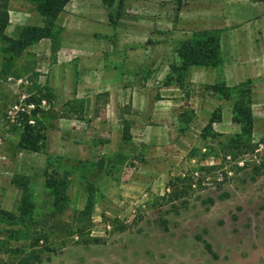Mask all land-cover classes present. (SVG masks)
I'll return each instance as SVG.
<instances>
[{
    "label": "rangeland",
    "instance_id": "374dc122",
    "mask_svg": "<svg viewBox=\"0 0 264 264\" xmlns=\"http://www.w3.org/2000/svg\"><path fill=\"white\" fill-rule=\"evenodd\" d=\"M263 6L252 0H76L49 37L21 56L0 42V86L15 98L0 122V239L18 229L13 221L27 194L35 214L63 222L88 206L91 221L83 219L88 228L81 240L100 239L79 243L61 227L47 241L55 252L35 264H264V169L254 172L264 166V61L229 64L244 77L238 84L251 89L252 137L240 142L233 100L191 82L192 67L181 87L165 85L175 76L170 68L179 63V44L204 30H178L180 18L182 29L198 27L205 10H226L238 38L244 23L253 28L264 21ZM83 7H99V14L90 17ZM8 8V37L44 27L29 0H8ZM89 19L95 27L74 25ZM223 65L215 68L216 81L225 83ZM31 97L39 110L30 119L45 135L37 153L18 147L15 127L17 112L33 110L25 104ZM215 110L221 115L212 125L216 136L204 132ZM125 123L130 141L122 140ZM46 170L70 172L67 198L56 207L59 189L45 187ZM172 186L188 192L173 201Z\"/></svg>",
    "mask_w": 264,
    "mask_h": 264
},
{
    "label": "trees",
    "instance_id": "16d2710c",
    "mask_svg": "<svg viewBox=\"0 0 264 264\" xmlns=\"http://www.w3.org/2000/svg\"><path fill=\"white\" fill-rule=\"evenodd\" d=\"M29 1L34 6L35 10L44 18V27L27 26L23 28L19 37L14 39L6 35V30L10 21L8 0H0V42L6 43L8 45V50L16 57L21 56L28 45L49 37L50 29L53 27L54 21L71 0ZM168 1L181 5L184 0ZM252 1L264 3V0ZM179 50V63L170 68V72L175 76H167L165 85H170L172 83L181 87L182 79L191 67L217 68L221 64L220 40L217 32L214 30L194 32L189 39L179 44ZM205 90L212 94H218L223 98L231 97L233 100L232 121L240 127V134L236 135L235 139L237 142H240L243 137L245 139H250L253 130V116L251 111V89L249 83H240L230 88L224 82L217 80L214 84L205 86ZM14 99L13 94L0 86V122L6 117V107ZM25 104L27 106H33L34 108L29 112H27L26 109H22V112L19 111L16 113L15 127H20L18 147L23 150L37 153L43 148L45 141L44 129L37 120H31L30 118L31 115L36 114V111L39 110V104L34 102L33 97L26 100ZM220 120V110H215L211 114L207 126L204 128V132L216 136L217 134H213L212 125ZM122 140H131V135L126 123L122 130ZM243 146H245V144H243ZM263 169L264 166L261 163L260 166L254 167V172L260 174ZM44 175L46 177V188L54 190L59 189L54 192L55 196L52 206L56 207L57 204L64 203L67 198L64 194V190L66 189V183L70 172L65 171L62 175L55 172V175L51 176L52 174H48L46 170ZM187 192V189L181 188V190H179L177 187L172 186V190L168 194V197L174 201L180 197H184ZM27 197V194L23 196L22 203L19 207V216L16 221H13L14 225L18 226V229L12 231L7 239H0V264H35L39 262L42 259L43 253L55 252L54 249L50 250L49 247L51 246L47 241H49L51 236L58 235L57 232H60L59 229L61 227H63L62 231L68 234L70 233L72 236H78V238H80V240H78L79 243H100L99 238H93L90 235L81 240L82 235L88 228V226L83 223V219L86 218L88 225L91 221L90 213L87 209L88 206L86 209L76 212V214L70 218V222H63L59 219H54L55 216L51 214H44L42 216L35 214L34 207L27 201ZM208 203L213 204L214 200L208 198ZM5 216L8 219H13L15 217L12 214H5ZM51 219H53V221L48 225L47 223ZM10 223L12 224V222ZM12 243L20 244L14 247L11 245ZM206 248L212 253L208 244H206Z\"/></svg>",
    "mask_w": 264,
    "mask_h": 264
},
{
    "label": "crops",
    "instance_id": "0c3cea01",
    "mask_svg": "<svg viewBox=\"0 0 264 264\" xmlns=\"http://www.w3.org/2000/svg\"><path fill=\"white\" fill-rule=\"evenodd\" d=\"M76 0H71L64 8L63 12L67 9V6ZM207 1H224V0H207ZM258 3V2H257ZM261 5L264 3L259 2ZM264 7V6H263ZM77 10V9H76ZM80 10L85 12L86 14H90V17L97 16L95 14H99V7H83ZM261 13L259 12L261 18L264 20V8H259ZM62 12V13H63ZM61 13V14H62ZM228 13L226 10H219V11H212V10H205V14L203 15V24L200 26H195L194 24H190L188 28H183L182 18L180 21L176 23L178 30H189V31H196L197 29H204V30H216L220 34V57L221 61L224 64L222 68V77L227 85L238 84L240 81L244 79L241 72L235 68L231 69L230 63L237 64V63H260L264 61V33L257 34L258 31H264V21L260 22L259 24L254 25L251 27V23H244L240 28V36L236 38L235 32L229 29L228 23ZM234 14V12H233ZM181 15V14H180ZM181 17V16H180ZM198 19V18H197ZM78 20L74 21V25L77 27L81 26L84 27L86 25H90L91 27L96 24V21L93 19H89L87 23L77 22ZM235 29V30H237ZM248 29V30H247ZM244 30V31H243ZM129 59L127 55L125 56V60ZM189 73L192 75L190 81L193 83H202L203 85H212L216 82V78H218V74L215 68H202V67H192L189 70ZM174 90L177 91L178 97L181 94V91L176 88L172 87ZM137 94H133L132 101L133 107L138 105L139 100L137 99ZM176 95V94H175ZM205 99L210 100V97L205 94ZM212 100V99H211ZM213 101V100H212Z\"/></svg>",
    "mask_w": 264,
    "mask_h": 264
}]
</instances>
